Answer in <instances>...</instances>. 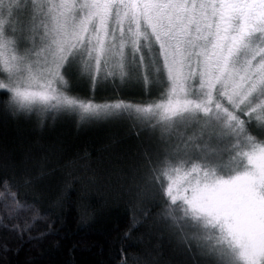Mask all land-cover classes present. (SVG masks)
<instances>
[{
	"label": "snow or ice",
	"instance_id": "6c2138e0",
	"mask_svg": "<svg viewBox=\"0 0 264 264\" xmlns=\"http://www.w3.org/2000/svg\"><path fill=\"white\" fill-rule=\"evenodd\" d=\"M82 73H138L154 94L96 103L72 94ZM0 77V104L37 123L107 116L153 133L120 264H162L157 247L126 256L123 245L160 226L180 264H264V0H0ZM34 185L26 167L0 164L13 239L50 227Z\"/></svg>",
	"mask_w": 264,
	"mask_h": 264
},
{
	"label": "trees",
	"instance_id": "16d2710c",
	"mask_svg": "<svg viewBox=\"0 0 264 264\" xmlns=\"http://www.w3.org/2000/svg\"><path fill=\"white\" fill-rule=\"evenodd\" d=\"M69 86L96 103H138L154 94L143 80L97 83L81 74ZM135 131L130 121L107 116L53 113L37 123L34 115L0 104V164L7 159L31 172L35 185L28 196L40 200L50 225L40 227L43 235L33 232L34 238L22 240L0 227V264H120L117 250L141 207L138 162L155 142L150 130L139 136ZM161 228L130 233L123 240L126 256L157 247L162 264H180L185 257L177 241ZM197 264L204 262L198 257Z\"/></svg>",
	"mask_w": 264,
	"mask_h": 264
},
{
	"label": "rangeland",
	"instance_id": "374dc122",
	"mask_svg": "<svg viewBox=\"0 0 264 264\" xmlns=\"http://www.w3.org/2000/svg\"><path fill=\"white\" fill-rule=\"evenodd\" d=\"M81 75L83 77H87L88 79H90L86 73H82ZM0 78H2V77H0ZM113 80H119V81H128L129 80V81L137 82V81L143 80V79L138 73H128L124 77H121L118 73H114L112 75H104L103 73H101L100 75H98L96 77L95 81H93V82L103 83V82H108V81H113ZM69 83H70V78H69ZM94 117H99V116H94Z\"/></svg>",
	"mask_w": 264,
	"mask_h": 264
}]
</instances>
